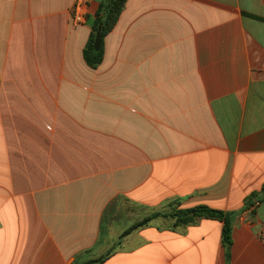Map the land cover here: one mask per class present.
<instances>
[{"label": "crops", "instance_id": "crops-1", "mask_svg": "<svg viewBox=\"0 0 264 264\" xmlns=\"http://www.w3.org/2000/svg\"><path fill=\"white\" fill-rule=\"evenodd\" d=\"M102 1L0 0V264H264V0H126L90 67ZM196 206L228 250L211 218L121 238Z\"/></svg>", "mask_w": 264, "mask_h": 264}, {"label": "trees", "instance_id": "trees-1", "mask_svg": "<svg viewBox=\"0 0 264 264\" xmlns=\"http://www.w3.org/2000/svg\"><path fill=\"white\" fill-rule=\"evenodd\" d=\"M126 0H103L95 14L91 23V33L89 40L83 49V58L87 65L94 67L102 60V41L115 26L121 11L125 5ZM99 34V49L93 48L95 37ZM158 217L170 218L174 226L187 225L197 218H211L222 222L221 238L222 243L228 250L231 246V229L234 220V214L231 212H222L211 209L206 206H196L185 210H173L170 213H154L146 216L140 221L135 222L121 234V238L131 233L133 230L149 224L152 220ZM104 257L89 260L82 264H99L103 261Z\"/></svg>", "mask_w": 264, "mask_h": 264}, {"label": "rangeland", "instance_id": "rangeland-1", "mask_svg": "<svg viewBox=\"0 0 264 264\" xmlns=\"http://www.w3.org/2000/svg\"><path fill=\"white\" fill-rule=\"evenodd\" d=\"M116 204H118V207H120V206H122V205H120V203H116ZM120 211H108L107 213H111V221L109 222L107 219H109V214H107L106 216H105V218H106V224H107V221L110 223V224H108V225H113V224H116V223H118V222H120V220H121V216L119 215V214H116V213H119Z\"/></svg>", "mask_w": 264, "mask_h": 264}, {"label": "built area", "instance_id": "built-area-1", "mask_svg": "<svg viewBox=\"0 0 264 264\" xmlns=\"http://www.w3.org/2000/svg\"><path fill=\"white\" fill-rule=\"evenodd\" d=\"M80 6H77L73 12V24L78 25L85 22V18L81 13H78Z\"/></svg>", "mask_w": 264, "mask_h": 264}, {"label": "water", "instance_id": "water-1", "mask_svg": "<svg viewBox=\"0 0 264 264\" xmlns=\"http://www.w3.org/2000/svg\"><path fill=\"white\" fill-rule=\"evenodd\" d=\"M93 48L95 50H98L99 49V34L98 33H97V35L95 37L94 44H93Z\"/></svg>", "mask_w": 264, "mask_h": 264}]
</instances>
